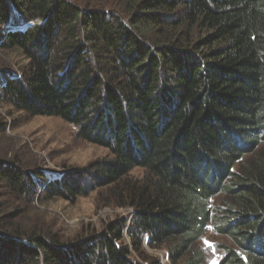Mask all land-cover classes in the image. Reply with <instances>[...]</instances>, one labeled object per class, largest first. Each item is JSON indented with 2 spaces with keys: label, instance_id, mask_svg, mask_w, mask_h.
Returning <instances> with one entry per match:
<instances>
[{
  "label": "trees",
  "instance_id": "1",
  "mask_svg": "<svg viewBox=\"0 0 264 264\" xmlns=\"http://www.w3.org/2000/svg\"><path fill=\"white\" fill-rule=\"evenodd\" d=\"M121 3L0 0V28L22 27L0 33V49L29 61L20 76L0 65L1 101L59 118L112 155L41 195L75 202L94 173L93 189L133 209L130 223L67 244L1 218L0 264H148L145 242L174 264H208L194 247L211 225L233 244L216 264H264V0ZM0 179L33 200L49 178ZM221 196L225 209L212 204Z\"/></svg>",
  "mask_w": 264,
  "mask_h": 264
},
{
  "label": "rangeland",
  "instance_id": "2",
  "mask_svg": "<svg viewBox=\"0 0 264 264\" xmlns=\"http://www.w3.org/2000/svg\"><path fill=\"white\" fill-rule=\"evenodd\" d=\"M89 1L118 4L123 0ZM37 23L42 22L38 20ZM21 28L4 26L0 28V33L5 35L10 30ZM2 61L4 64L0 65L12 69L18 76L29 63L20 50L4 52L0 49V63ZM77 133L75 126L59 118L30 117L0 99V174L7 171L21 173L28 181L38 171L46 173L49 178L48 181L41 182L43 184L40 190L34 191L33 200L31 195H16L8 182L0 179V219H6L9 226H16L23 233H37L51 238L55 236L64 244L87 238L93 233L98 234L115 220L127 218L131 222L132 207H120L119 197L114 196V190L98 187L93 189L94 173L81 180L82 185L87 186V193L78 197L75 202L62 198L49 200L41 195L48 182L60 180L66 173L90 169L97 161L112 159L110 150L81 139ZM130 177L132 181L141 180L144 172L137 169ZM227 203L228 199L224 196L212 202L214 207L222 209L226 208ZM215 227L211 225L205 237L194 247V250L206 251L208 264H216L224 255L225 247H233L231 240L226 235L218 234ZM125 239L130 244L128 236ZM140 255L148 260V264H174L165 247L153 249L145 242ZM141 257L135 255L139 262L142 261ZM178 264L186 262L180 261Z\"/></svg>",
  "mask_w": 264,
  "mask_h": 264
}]
</instances>
